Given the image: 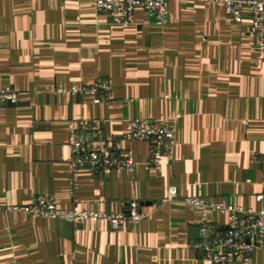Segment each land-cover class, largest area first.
Instances as JSON below:
<instances>
[{"label": "crops", "instance_id": "0c3cea01", "mask_svg": "<svg viewBox=\"0 0 264 264\" xmlns=\"http://www.w3.org/2000/svg\"><path fill=\"white\" fill-rule=\"evenodd\" d=\"M264 3V0H257ZM164 26L142 9L121 25L94 0H0V207L51 196L62 210L144 216L113 231L22 213L0 214V264H211L203 261L200 213L186 199L259 210L264 181V54L245 12L234 24L204 0H172ZM101 79L114 99L72 95ZM167 121L172 151L159 169L150 145L125 139L129 120ZM73 120L101 122L136 163L108 176L70 170ZM178 195L171 197V189ZM227 226V216L210 213ZM264 264V242L249 262Z\"/></svg>", "mask_w": 264, "mask_h": 264}, {"label": "built area", "instance_id": "2783aa9c", "mask_svg": "<svg viewBox=\"0 0 264 264\" xmlns=\"http://www.w3.org/2000/svg\"><path fill=\"white\" fill-rule=\"evenodd\" d=\"M172 0H94L97 13L113 15L124 26L134 23L136 10L142 9L157 25L164 26L170 15ZM207 5L224 8L236 25L244 21L245 12L251 18L250 33L256 40L258 50L264 54V3L257 0H204ZM72 95L90 96L96 104L111 102L112 85L101 79L91 86H74ZM20 94L11 88L0 89V104H17ZM67 145L72 157L69 166L73 178L82 170L94 175L108 176L114 172H134L136 163L130 152L124 153L115 139H109L101 122L73 120L69 123ZM125 139L128 142L143 141L150 145L148 165L159 169L162 160L172 151L174 132L169 122L155 120H129ZM263 192L256 196L259 210L215 202L213 200L189 198L185 203L200 213V243L196 246L203 261L211 264H243L250 261L253 253L264 242V181ZM171 197L178 195L171 189ZM227 216L226 227L210 221V213ZM2 213H22L38 218L65 220L76 226L87 221H105L119 232L128 224H139L144 216L138 202H130L127 213H107L60 209L51 196H37L28 205L0 207Z\"/></svg>", "mask_w": 264, "mask_h": 264}, {"label": "water", "instance_id": "95a60500", "mask_svg": "<svg viewBox=\"0 0 264 264\" xmlns=\"http://www.w3.org/2000/svg\"><path fill=\"white\" fill-rule=\"evenodd\" d=\"M17 104H8V106H16Z\"/></svg>", "mask_w": 264, "mask_h": 264}]
</instances>
